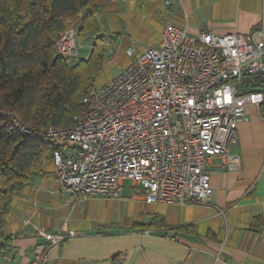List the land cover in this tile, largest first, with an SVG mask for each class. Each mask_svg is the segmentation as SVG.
<instances>
[{"label":"built area","instance_id":"built-area-1","mask_svg":"<svg viewBox=\"0 0 264 264\" xmlns=\"http://www.w3.org/2000/svg\"><path fill=\"white\" fill-rule=\"evenodd\" d=\"M77 33L72 26L59 34L58 54L81 56ZM127 54L132 61L83 98L71 125L39 132L57 147L48 160L56 177L75 195L118 199L131 179L149 203L208 204L209 159L222 156L230 171L241 170L242 156L229 146L247 107L264 105V88L245 84L246 77L264 75V28L190 35L167 23L160 44L142 53L129 47ZM40 233L49 241L31 264H41L65 238Z\"/></svg>","mask_w":264,"mask_h":264},{"label":"crops","instance_id":"crops-1","mask_svg":"<svg viewBox=\"0 0 264 264\" xmlns=\"http://www.w3.org/2000/svg\"><path fill=\"white\" fill-rule=\"evenodd\" d=\"M129 1L108 2L98 15L120 18L125 11L120 2ZM142 4L148 16L143 15L141 27L150 29L161 20L150 47L160 44L167 23L190 35L264 28V0ZM237 134L229 151L242 156V168L230 171L222 156L209 159L214 192L208 204L149 203L138 187L124 183L118 199L75 195L61 185L48 161L12 199L4 233L13 241L0 254V264H31L49 241L42 230L65 238L47 250L41 264H264V105L247 107ZM154 214L165 218V227L149 226Z\"/></svg>","mask_w":264,"mask_h":264},{"label":"trees","instance_id":"trees-1","mask_svg":"<svg viewBox=\"0 0 264 264\" xmlns=\"http://www.w3.org/2000/svg\"><path fill=\"white\" fill-rule=\"evenodd\" d=\"M112 1L0 0V113L7 114L0 116V254L13 241L4 233L13 197L44 171L57 148L39 132L71 125L96 88L106 53L97 16ZM72 26L96 38L90 57L74 64L56 50L59 34ZM245 84L261 89L264 77H246ZM149 226L165 227V218L154 214Z\"/></svg>","mask_w":264,"mask_h":264},{"label":"rangeland","instance_id":"rangeland-1","mask_svg":"<svg viewBox=\"0 0 264 264\" xmlns=\"http://www.w3.org/2000/svg\"><path fill=\"white\" fill-rule=\"evenodd\" d=\"M143 1L145 0L120 2L122 9L125 10L120 18L115 13L108 15L102 13L97 16L100 35L102 36L106 53L102 57V70L96 76L94 87L100 88L113 79L119 67L130 58L127 54L128 47H132L137 53H142L157 39V30L161 20L156 21L155 25L150 29L143 28L140 25L143 15L148 16L145 12L146 6H142ZM153 2L152 4L154 5L155 3ZM77 42L81 46V56L70 60L72 64L90 57L96 38L93 31L87 30L82 35L77 33ZM124 184L126 187L133 186V181L125 179ZM134 214L135 211L132 208V216Z\"/></svg>","mask_w":264,"mask_h":264},{"label":"water","instance_id":"water-1","mask_svg":"<svg viewBox=\"0 0 264 264\" xmlns=\"http://www.w3.org/2000/svg\"><path fill=\"white\" fill-rule=\"evenodd\" d=\"M0 116L3 117V118H6L7 117V114L6 113H0Z\"/></svg>","mask_w":264,"mask_h":264},{"label":"bare ground","instance_id":"bare-ground-1","mask_svg":"<svg viewBox=\"0 0 264 264\" xmlns=\"http://www.w3.org/2000/svg\"><path fill=\"white\" fill-rule=\"evenodd\" d=\"M81 112V111H80ZM46 129V128H45Z\"/></svg>","mask_w":264,"mask_h":264}]
</instances>
